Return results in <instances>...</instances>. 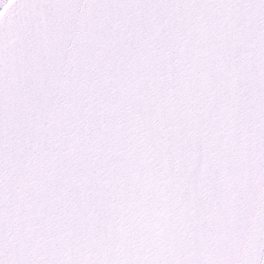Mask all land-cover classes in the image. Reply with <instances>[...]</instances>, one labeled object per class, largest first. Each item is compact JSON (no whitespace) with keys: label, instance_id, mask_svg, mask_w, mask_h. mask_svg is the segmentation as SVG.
<instances>
[{"label":"snow or ice","instance_id":"6c2138e0","mask_svg":"<svg viewBox=\"0 0 264 264\" xmlns=\"http://www.w3.org/2000/svg\"><path fill=\"white\" fill-rule=\"evenodd\" d=\"M0 264H264V0H0Z\"/></svg>","mask_w":264,"mask_h":264}]
</instances>
